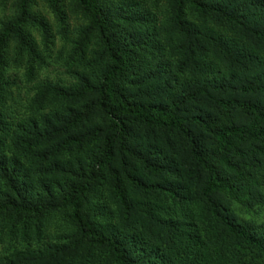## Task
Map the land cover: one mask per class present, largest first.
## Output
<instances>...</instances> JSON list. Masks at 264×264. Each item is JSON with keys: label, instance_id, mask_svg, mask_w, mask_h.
I'll use <instances>...</instances> for the list:
<instances>
[{"label": "trees", "instance_id": "1", "mask_svg": "<svg viewBox=\"0 0 264 264\" xmlns=\"http://www.w3.org/2000/svg\"><path fill=\"white\" fill-rule=\"evenodd\" d=\"M29 2L0 31V264H264V0H75L81 58L45 83ZM10 37L31 85L4 71ZM159 79L157 104L129 94Z\"/></svg>", "mask_w": 264, "mask_h": 264}, {"label": "rangeland", "instance_id": "2", "mask_svg": "<svg viewBox=\"0 0 264 264\" xmlns=\"http://www.w3.org/2000/svg\"><path fill=\"white\" fill-rule=\"evenodd\" d=\"M19 1L21 2V0H0V31L5 23L14 20L19 15ZM56 1L62 8L61 13L62 17L65 18V22H62V19L57 17L45 0H30L28 4V19L25 22L24 29L27 36L29 35L30 39L39 47L42 61L35 67L37 69L36 82L38 83L66 81L70 78L69 75L66 76L70 56L81 58L79 53H73L75 46L70 44V39L72 37L76 39L77 28L80 25H85L84 18L80 14L82 12L75 4V0ZM105 1L108 7L112 5L116 10L119 7H130V9L135 7L134 0ZM42 19L45 20L49 30L47 38L44 37L36 22V20L43 22ZM61 23H65V26ZM94 43L95 39L90 42L89 48L86 49L85 61H90L93 58ZM5 51L4 71L6 75L16 77L18 79L16 82L22 87L31 85L32 82H26L28 54L19 48L16 38L10 37ZM39 66L42 68H38ZM162 85L163 79H159L154 86L147 90H140L132 86L129 94L138 102L157 104L158 101H162V96L167 93L162 88ZM38 94H42V90L39 87L34 92L25 89L22 96L28 103H34L36 109H43L41 114L44 117L48 116L49 120H54L63 113L66 105L58 103L55 96H50L40 101ZM255 99L258 98L255 97ZM8 245L9 241L0 240V253L7 252Z\"/></svg>", "mask_w": 264, "mask_h": 264}]
</instances>
